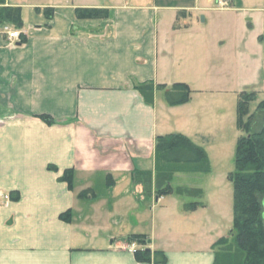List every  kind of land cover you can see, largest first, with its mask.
Listing matches in <instances>:
<instances>
[{
  "label": "crops",
  "instance_id": "obj_1",
  "mask_svg": "<svg viewBox=\"0 0 264 264\" xmlns=\"http://www.w3.org/2000/svg\"><path fill=\"white\" fill-rule=\"evenodd\" d=\"M228 1L216 10L215 0L193 7L185 0H48L31 5L36 18L27 22L21 6L5 0L21 8L25 41L8 45L0 37V194L8 195L0 198V264H153L128 249L132 234L145 235L165 264H213L216 242L228 235L212 223L201 230L204 205L161 204L175 194L156 196L154 145L180 133L210 162L225 116V126L233 124L236 108L224 107L243 91L264 99V0ZM44 8L53 9L50 19ZM76 8L109 16L77 18ZM193 10L204 13L201 23L217 13L214 27L233 18L225 55L212 29L196 36L199 62L192 60L185 22ZM145 82L197 86L188 102L169 106L160 89L147 104L135 88ZM67 169L71 188L61 179ZM136 170L151 173L149 188L134 182ZM179 174L194 175L173 177ZM85 189L93 196L77 198ZM68 211L69 221L61 219ZM169 217L172 231L163 226Z\"/></svg>",
  "mask_w": 264,
  "mask_h": 264
},
{
  "label": "trees",
  "instance_id": "obj_2",
  "mask_svg": "<svg viewBox=\"0 0 264 264\" xmlns=\"http://www.w3.org/2000/svg\"><path fill=\"white\" fill-rule=\"evenodd\" d=\"M40 12L39 8H35ZM44 16L50 19L52 8L42 10ZM77 18H106L107 9L76 8ZM10 24L22 29L23 22L21 8L18 6H5V0H0V27ZM25 36H20V42ZM147 104H152L155 90H163L164 100L169 106H176L188 102L191 94L189 86L185 83H175L169 88L145 82L135 86ZM255 99L253 92L243 91L238 95L236 104L238 129L243 133L237 139L234 152V170L227 174L233 190V222L232 231L219 239L215 246L213 264H264V99L256 105L255 111L249 113V105ZM50 120L48 116H42ZM51 121V120H50ZM155 154V190L156 196L163 197L170 194L177 196L186 194L202 196L199 188H172L170 182L175 173L203 174L210 171L209 160L205 150L194 144L189 138L180 133H171L158 136L154 145ZM49 169H55L49 166ZM61 179L69 188L73 183V170L64 171ZM134 182H141L144 189L149 188L151 173L148 171H134ZM113 185L112 178L106 177V186ZM93 196L91 189L78 193L77 198L83 199ZM16 195L12 196L15 199ZM201 202L195 201L184 204V210H194L202 207ZM70 212L60 215L66 221L70 219ZM128 242H135L142 246L134 252L139 262L165 264L167 258L162 251H151L147 248L149 243L143 234L128 236Z\"/></svg>",
  "mask_w": 264,
  "mask_h": 264
},
{
  "label": "rangeland",
  "instance_id": "obj_3",
  "mask_svg": "<svg viewBox=\"0 0 264 264\" xmlns=\"http://www.w3.org/2000/svg\"><path fill=\"white\" fill-rule=\"evenodd\" d=\"M10 4L13 5H20L22 8V15L25 21L30 22L35 20V13L32 9L31 5H40L45 3V1L48 0H7ZM122 0H98V3H115ZM170 1H178V0H170ZM181 1V0H180ZM186 6L193 7L194 5H199L201 2L199 0H185ZM183 2V1H182ZM172 4H175V2H172ZM214 5V4H213ZM218 8V7H217ZM216 5H214V9H217ZM192 16L190 19H187L185 24L190 27L189 33L192 35V37H189L190 40H192V48H191V55L192 60L197 64L199 62V54L197 51V37L199 33H204L205 35H210L212 33V29L214 32H217L222 39L220 42H223V45L219 46L220 53L225 55L227 53V47L230 45V37L233 34V31H229L227 27L228 23H232V19L229 18L228 23L222 22V20L219 21L217 27L211 25V19H216L219 17L217 13H213V15L207 14V22L201 23V16L204 14L200 10H193L191 11ZM217 21H213L212 24H215ZM225 23V24H224ZM224 24V25H221ZM197 36V37H196ZM232 44V41H231ZM190 48V47H189ZM214 64H216V61H213ZM220 65L222 66V61L220 58L219 61ZM225 65V64H224ZM223 73H226L225 66H222ZM220 67L219 71L222 75ZM227 75V74H226ZM231 75V73H229ZM225 76V75H224ZM226 77V76H225ZM192 86H190L192 89L197 86V84L192 83ZM190 88V90H191ZM246 92H253V91H246ZM254 93V92H253ZM255 94V93H254ZM260 99L262 98H256L250 103L249 105V113H253L255 111L256 105ZM231 102L229 101V105ZM233 107L228 109V106L224 107V111L227 113L228 111L232 110L234 112V108H236V102L233 101V104L231 106ZM232 119V115L229 117V119ZM226 116L224 119V123L222 124V129L218 134L217 140L219 141L215 148L212 150H209L210 155V171L208 173L203 174H197L192 173L194 175H175L173 179L171 180L170 184L173 186L172 188H176L177 186H184V188H199L203 191L202 196H194V195H180L175 196L172 195L170 197H167L164 199L161 204L162 205H169V200L173 199L181 205L183 202H203V207L198 214L201 213L202 218V227L201 230L204 229V227H208L212 223V227L218 228L221 230V232L224 233L225 236L229 235L232 231V222H233V190H232V184L227 179V174L232 172L234 170V152L235 147L237 143V139L242 135L243 133L238 129L236 120H237V111L233 113V124L229 123V127L225 126L226 124ZM233 126V127H230ZM211 163V164H210ZM165 197V196H164ZM158 205V204H157ZM158 216H156V224L159 222ZM208 218V219H207ZM174 217H169L166 220H163V226H167V228L171 229V231L176 227L174 226ZM150 231V230H149ZM156 231H159V225H156Z\"/></svg>",
  "mask_w": 264,
  "mask_h": 264
},
{
  "label": "built area",
  "instance_id": "obj_4",
  "mask_svg": "<svg viewBox=\"0 0 264 264\" xmlns=\"http://www.w3.org/2000/svg\"><path fill=\"white\" fill-rule=\"evenodd\" d=\"M215 5L217 9H226L229 6L228 0H215ZM23 32L20 29L15 28L10 24H5L0 27V37L3 38L8 45H13L15 42L20 41V36ZM0 198L8 200V195L0 194ZM128 249L131 252L135 251V244H130Z\"/></svg>",
  "mask_w": 264,
  "mask_h": 264
},
{
  "label": "water",
  "instance_id": "obj_5",
  "mask_svg": "<svg viewBox=\"0 0 264 264\" xmlns=\"http://www.w3.org/2000/svg\"><path fill=\"white\" fill-rule=\"evenodd\" d=\"M201 19H202V17H201ZM263 220H264V211H263Z\"/></svg>",
  "mask_w": 264,
  "mask_h": 264
}]
</instances>
